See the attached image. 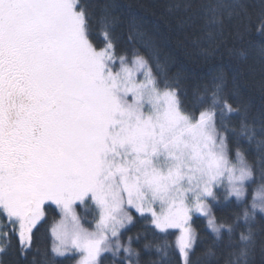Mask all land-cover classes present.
Listing matches in <instances>:
<instances>
[{
	"label": "snow or ice",
	"instance_id": "obj_1",
	"mask_svg": "<svg viewBox=\"0 0 264 264\" xmlns=\"http://www.w3.org/2000/svg\"><path fill=\"white\" fill-rule=\"evenodd\" d=\"M211 12L208 23L223 24ZM92 19L81 0H0V253L30 252L50 203L61 213L51 251L75 264H104L106 254L112 264H140L139 236L123 239L134 213L159 233L179 232L174 245L155 246L157 264H193L195 214L215 240L226 237V264H250L264 166L249 204L254 166L238 139L232 154L226 135L241 115L238 135L255 139L246 108L226 97L223 73L187 102L179 82L154 73L144 56L117 53L116 17L105 12L97 28ZM257 31L264 35V20ZM257 148L264 160V140ZM233 200L241 211L218 221L212 204ZM89 201L91 230L74 207ZM215 257L209 247L199 264Z\"/></svg>",
	"mask_w": 264,
	"mask_h": 264
},
{
	"label": "trees",
	"instance_id": "obj_2",
	"mask_svg": "<svg viewBox=\"0 0 264 264\" xmlns=\"http://www.w3.org/2000/svg\"><path fill=\"white\" fill-rule=\"evenodd\" d=\"M81 3L93 14L94 28L105 12L116 17L113 38L117 53L129 59L135 54L144 56L154 73H164L169 81L179 82L189 103L194 95L211 90L216 76L223 73L226 97L234 106L246 108V119L256 133L251 143L239 136L244 117L233 115L229 128L235 132L226 133L232 154L238 139L246 159L254 166L255 183L259 182L260 168L264 166L257 148L264 140V35L257 29L264 20V0H81ZM213 8L223 17V24L208 23ZM94 40L103 43L98 32ZM249 198L250 194L246 198L248 203ZM77 207L83 223L93 227L97 218L94 207L84 208L80 204ZM44 208L45 218L34 229L31 251L21 254L17 247L10 248L0 253V264H75L74 260L52 253L50 228L60 218V212L50 203ZM212 211L218 221L231 222L233 212L241 208L233 200L228 204H212ZM134 217L135 222L123 230V239L139 236L132 246L140 253V264H157L155 246L165 241L174 245L178 230H169L172 234L165 235L135 213ZM191 222L197 238L191 257L193 264H199L209 247L216 253L212 264H226L230 251L226 237L223 242L215 240L204 216L194 215ZM254 231L256 243L250 264H264V214L257 213ZM145 244L152 247L145 249ZM104 264H112L110 255L106 254Z\"/></svg>",
	"mask_w": 264,
	"mask_h": 264
},
{
	"label": "rangeland",
	"instance_id": "obj_3",
	"mask_svg": "<svg viewBox=\"0 0 264 264\" xmlns=\"http://www.w3.org/2000/svg\"><path fill=\"white\" fill-rule=\"evenodd\" d=\"M260 183H261V182L259 181V182H257V183H253V184H251V185L249 186V188H248V193H247V196H246V198H247L248 195L250 194L249 204L251 203V195H252L251 190L253 191V189L258 188ZM250 192H251V193H250ZM89 203H90V205L88 204V206H87L86 208H89V206H92V205H91V202H89ZM45 205H46V204H45ZM54 206H55V205H54ZM77 206H78V204L74 206V207H75L76 214L82 218V216L80 215V213H79V211H78V207H77ZM82 206H83V205H82ZM44 207H45V206H44ZM55 207H56V206H55ZM83 207L85 208V206H83ZM56 208H57V207H56ZM57 209H58V208H57ZM58 211H59V209H58ZM59 212H60V211H59ZM133 212H134V210H133ZM195 215H199V214H195ZM193 216H194V215H193ZM60 219H61V213H60V218H59L55 223L59 222ZM206 219H207V218H206ZM81 222L83 223V219L81 220ZM83 224H84V223H83ZM84 226L87 227L85 224H84ZM94 226H95V224H94ZM94 226H93V227H87V228H89V229L91 230L92 228H94ZM191 227H192V229L194 230V233H195V235H196V231H195V228H194L192 222H191ZM172 230H174V229H172ZM178 235H179V232H178Z\"/></svg>",
	"mask_w": 264,
	"mask_h": 264
}]
</instances>
